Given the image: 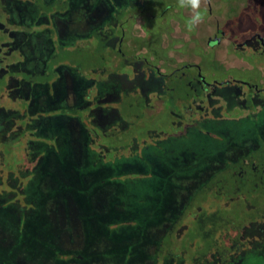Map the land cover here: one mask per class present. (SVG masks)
I'll return each mask as SVG.
<instances>
[{
  "label": "flooded vegetation",
  "instance_id": "1",
  "mask_svg": "<svg viewBox=\"0 0 264 264\" xmlns=\"http://www.w3.org/2000/svg\"><path fill=\"white\" fill-rule=\"evenodd\" d=\"M176 4L0 0V264H264V0H208L192 32ZM189 129L204 134L209 158L158 166L190 188L181 209L152 240L109 209L94 233L105 248L125 244L113 260L96 247L91 258L82 218L92 201L82 202L72 161L86 146L114 165L102 141L132 156ZM45 204L53 232L43 240L34 224ZM14 238L31 249L4 246ZM64 239L83 240V252Z\"/></svg>",
  "mask_w": 264,
  "mask_h": 264
},
{
  "label": "rangeland",
  "instance_id": "2",
  "mask_svg": "<svg viewBox=\"0 0 264 264\" xmlns=\"http://www.w3.org/2000/svg\"><path fill=\"white\" fill-rule=\"evenodd\" d=\"M207 7L208 0H202V8ZM186 13L188 15L190 14L189 12ZM237 22L240 23L241 21L238 20ZM196 50L199 52L198 45L197 48L193 50V52H195ZM184 51L185 53H190L191 49L190 47H185ZM176 82H178L177 79ZM87 83H89V81ZM54 120H56V118H54ZM153 126L155 127V125H148L145 127L151 128ZM168 128V126L163 127L161 128V131H169ZM227 131L231 132L230 137L236 138L235 141L242 140L246 133L245 130H239L234 126L233 128H227ZM102 142V145L106 147V149L108 147L107 151L105 150L104 152H108L107 155L110 158H114V165L104 162L106 160H104L105 158L103 159V155L101 156V154L95 153V151H90L89 153L88 150L87 152L86 146L84 147L83 151V154L85 155L83 156V159L81 158L80 161L75 159L72 161L71 165L75 170L74 172L77 175V179L80 180L78 186L83 187L82 194L85 196L84 198H82L83 200L81 199L82 202L89 201V198L92 201V203L90 202L91 204L89 206L87 203H84L83 207L85 215L84 217L87 218V220H85V218H82V220L85 221L86 228L89 232L87 234L88 237L86 238V249L88 250L87 252L91 258H97L99 254L95 251L96 247V250L98 252L104 251V253L110 255V258L113 260V252H111L112 249L117 250V252L122 250L119 245L122 244L123 247L125 244V239H119V241H117L114 238H108L111 241L112 245L114 243V246L110 247L111 245H107L106 248L103 243H100L102 241V238L99 235L101 233V223H103V221H105L106 219H109L107 217V211L109 209L116 210L117 214H115L114 216L118 218L123 217L125 219V217L127 216L129 218H132V222L136 224V226L132 229L135 230L139 227L141 229H145L146 234L144 237L146 238V240H152V237H154L155 234L151 233V231L153 229H157L158 231H160L165 222H168L174 218L176 213L181 209L182 205L187 200V196L183 195V193L186 194L185 190L190 189L187 186H182V184L184 183V178H179L181 180H177V175L173 173L171 174L165 169L162 170L158 166L164 167L167 165L169 167L172 162H178V165H180V163L187 165L186 163H188V161H185V158L195 159L200 162V166H202L204 160L209 158V155L207 153L210 151V149L206 145L207 141L206 138H204V134L199 133L195 129H189V134H186V136L181 140L165 139L164 141V139H160L157 142L154 140V142L157 144L153 149L151 147H148L147 151L143 150L144 148L136 152L133 151L132 156L128 155L129 153L126 154L122 153L121 151H116V149H114L113 147V143L109 144L107 140H105V142ZM157 145L164 146L162 151L158 150ZM109 146H111V148H109ZM63 148L65 149L64 146ZM66 152L68 151L65 150V153ZM87 153H89V155ZM96 156L97 159L95 160ZM128 156H130V158H128ZM146 158L147 160H150L143 161L146 160ZM142 167L145 168L146 173L137 171ZM149 168H151L152 170H149ZM112 170L114 172L118 171L119 174H113L112 180L106 183H99L89 180L92 176H96L97 173L98 175H108V173H110L111 176ZM131 171L138 175L131 174ZM55 172H53L54 175L56 174ZM188 172L189 171L184 170L183 174L189 175ZM180 189L183 190L180 191ZM58 191H60V189H56L52 197L56 193H58ZM41 209L42 211L40 213H37V219L35 220L34 225L36 234L40 239L44 240L45 238H49V236L52 235L53 231L50 228L52 227V224L50 223L51 216L50 213H48L47 204L42 206ZM90 219L91 221H89ZM93 219H96L98 222H94ZM110 220H112V218H110ZM98 223L100 225L98 231L99 234L94 233L96 231L95 226L98 225ZM9 226H13V224H9ZM88 226L92 228V230ZM31 235L34 236V233L32 231ZM2 239V235H0V241ZM133 240L134 238L129 239L128 241L131 242L130 244H132ZM4 242V246L19 249H21L22 247H30L29 242L26 240V238H14L10 241L5 239ZM65 242L66 245H64ZM65 242L63 245L61 244L63 248L74 250L78 249V251L83 252V240H76V242L73 241L74 245H69L67 240H65ZM39 244L40 246L37 245V248L40 247V249H42L43 246H46L44 243ZM136 252L139 253V251L137 250ZM55 253L58 260H66L70 257V255L64 252L60 254L58 253V251H55ZM24 255L25 254L23 253V256ZM24 258L22 259L24 260ZM99 259H101V257ZM103 262L104 261L99 260L97 264H105ZM144 263L148 264L149 262L147 261Z\"/></svg>",
  "mask_w": 264,
  "mask_h": 264
},
{
  "label": "clouds",
  "instance_id": "3",
  "mask_svg": "<svg viewBox=\"0 0 264 264\" xmlns=\"http://www.w3.org/2000/svg\"><path fill=\"white\" fill-rule=\"evenodd\" d=\"M176 6L190 13L185 21L187 31L192 32L203 23L206 10H202V0H177Z\"/></svg>",
  "mask_w": 264,
  "mask_h": 264
}]
</instances>
